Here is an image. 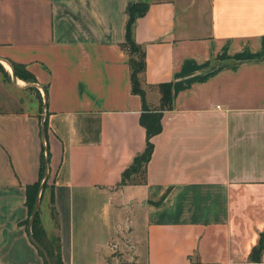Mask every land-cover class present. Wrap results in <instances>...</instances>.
<instances>
[{"label": "crops", "instance_id": "obj_1", "mask_svg": "<svg viewBox=\"0 0 264 264\" xmlns=\"http://www.w3.org/2000/svg\"><path fill=\"white\" fill-rule=\"evenodd\" d=\"M137 1L145 82L172 98L146 182L119 185L146 139L122 46ZM2 61L32 79L0 97V264H43L25 197L45 146L64 264H264V0H0Z\"/></svg>", "mask_w": 264, "mask_h": 264}, {"label": "trees", "instance_id": "obj_2", "mask_svg": "<svg viewBox=\"0 0 264 264\" xmlns=\"http://www.w3.org/2000/svg\"><path fill=\"white\" fill-rule=\"evenodd\" d=\"M148 4L146 2L137 1L129 7V18L126 24L125 42L122 44L124 50L127 52L128 59L127 64L130 74V91L133 94L140 96L142 100V112L140 115V124L145 129L146 139L145 147L142 152L135 155L129 165L122 171L119 185L125 184H142L146 182V166L151 157L153 151L152 137L159 133L162 129V115L163 112L171 108V83L163 82L156 85H150L145 82L144 72L146 67V58L144 50L135 43L132 37L133 25L136 19L142 16L147 10ZM15 76L24 79L31 80L32 74L27 71L24 66L11 63ZM146 89L155 90L159 95V100L154 108H149L145 102ZM46 127V125H45ZM46 129V128H45ZM44 150L40 155V167L39 178L36 182L28 184L26 186L25 205L28 209V215L31 214L34 201L37 195V190L44 175ZM47 155L49 151L47 149ZM50 187V203H53L52 188L49 184H45L40 200L45 188ZM54 211V210H53ZM28 219L25 224H27ZM32 235L35 240L45 249L51 264H64L61 259L60 245L58 235L48 237L39 218V210L35 216L34 223L32 225ZM263 237L259 240V246L253 248L255 254L261 255L263 250ZM39 255L43 259V264H48L44 259L42 253L37 250ZM257 256V255H256Z\"/></svg>", "mask_w": 264, "mask_h": 264}, {"label": "water", "instance_id": "obj_3", "mask_svg": "<svg viewBox=\"0 0 264 264\" xmlns=\"http://www.w3.org/2000/svg\"><path fill=\"white\" fill-rule=\"evenodd\" d=\"M11 74H12L13 80H15L16 76H15V73H14L13 69H11ZM29 85L37 86L36 84H29ZM41 137H42V140L45 139V125H44V120H42V122H41ZM44 151H45V157H44V175H43L42 181L40 182V184L38 186L37 195H36V198H35V201H34V206H33L32 212H31V214L28 217L27 234H28L29 242L37 250H39L42 253V255H43L44 259L46 260V262L48 264H51V262L49 260V257L47 255V252L35 240V238L32 235V230H31L32 229V225H33L34 220H35V216H36V214H37V212L39 210V207H40V197H41L42 190H43L45 184L47 183V180H48V177H49V167H48V165H49V156L47 155V147L46 146L44 147Z\"/></svg>", "mask_w": 264, "mask_h": 264}, {"label": "rangeland", "instance_id": "obj_4", "mask_svg": "<svg viewBox=\"0 0 264 264\" xmlns=\"http://www.w3.org/2000/svg\"><path fill=\"white\" fill-rule=\"evenodd\" d=\"M3 63H5V62H3ZM3 63H1L0 62V76H2L3 77V79L5 80H3V82L1 83L0 82V97H1V99H6V97H5V95H6V93L5 92H7V90H9V88L11 87V72H7L6 70H8V67H7V65L8 64H6V69H5V67H3ZM10 67H11V69H13L12 68V66L10 65ZM10 71V70H9ZM1 77V78H2ZM6 84H5V83ZM12 90H14L13 88H12ZM16 92H18L20 95H22V96H25L24 98H25V102H24V104H23V107H25V108H28V106H29V104H30V102L28 101V98H27V96H28V93H26V91H24V93H21V91H19V90H17L16 89ZM146 92H150V91H148L147 89H146ZM11 105V104H10ZM43 105H44V102L42 103V107H43ZM3 106L5 107V108H8L9 107V103L8 102H4L3 103ZM120 250H118V252H119ZM120 260V262H122L121 264H123L124 262H123V258H120L119 259Z\"/></svg>", "mask_w": 264, "mask_h": 264}, {"label": "bare ground", "instance_id": "obj_5", "mask_svg": "<svg viewBox=\"0 0 264 264\" xmlns=\"http://www.w3.org/2000/svg\"><path fill=\"white\" fill-rule=\"evenodd\" d=\"M2 62H5V61H2ZM5 63L8 64L7 62H5ZM5 63H3V66L6 68V64H5ZM8 66H9V67H8ZM7 67H8V70H7V71H9V70L11 71V67H10L9 64L7 65Z\"/></svg>", "mask_w": 264, "mask_h": 264}]
</instances>
